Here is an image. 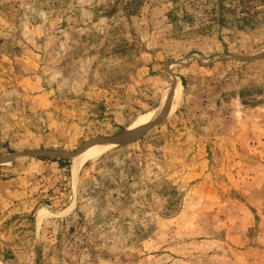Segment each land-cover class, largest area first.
<instances>
[{
	"label": "rangeland",
	"instance_id": "obj_1",
	"mask_svg": "<svg viewBox=\"0 0 264 264\" xmlns=\"http://www.w3.org/2000/svg\"><path fill=\"white\" fill-rule=\"evenodd\" d=\"M0 264H264V0H0Z\"/></svg>",
	"mask_w": 264,
	"mask_h": 264
},
{
	"label": "bare ground",
	"instance_id": "obj_2",
	"mask_svg": "<svg viewBox=\"0 0 264 264\" xmlns=\"http://www.w3.org/2000/svg\"><path fill=\"white\" fill-rule=\"evenodd\" d=\"M178 91H179L178 87L176 86L174 92L171 95V105L168 107V109L163 114V116H161L163 120H166L167 118H169L173 114L175 109L177 108L178 99H179V92ZM158 115H159V110H156L149 115H144V116L140 117L139 119H137L134 126L132 128H130V130L131 131H132V129L138 130V129H141L142 127H144L145 125L148 126V125L154 123L155 120L157 119ZM104 147H108V146H104ZM90 148L91 147L83 148L81 151H79L78 153L73 155V161H72L73 162V164H72V172L73 173H76L77 169H79V167L86 160H88L94 156L95 153L92 154Z\"/></svg>",
	"mask_w": 264,
	"mask_h": 264
},
{
	"label": "water",
	"instance_id": "obj_3",
	"mask_svg": "<svg viewBox=\"0 0 264 264\" xmlns=\"http://www.w3.org/2000/svg\"><path fill=\"white\" fill-rule=\"evenodd\" d=\"M174 90H175V88H172L171 94L169 95V97L167 98V100H165L163 102V105L158 109L159 110V115H158V117H157V119L155 121L160 120L162 118L161 116H163V114L166 112V110L168 109V107L171 105V95L174 92ZM136 134H138V132H134L132 134L126 132L123 135H121L120 137H117V138H114V139H107V140L106 139L105 140L98 139V140H96L94 142V144L96 146H99V145L118 146V145H120L125 140V138H127V137H129L131 135H136Z\"/></svg>",
	"mask_w": 264,
	"mask_h": 264
},
{
	"label": "trees",
	"instance_id": "obj_4",
	"mask_svg": "<svg viewBox=\"0 0 264 264\" xmlns=\"http://www.w3.org/2000/svg\"><path fill=\"white\" fill-rule=\"evenodd\" d=\"M59 164L61 165V162L59 161Z\"/></svg>",
	"mask_w": 264,
	"mask_h": 264
}]
</instances>
